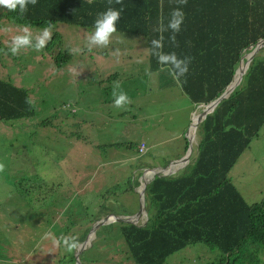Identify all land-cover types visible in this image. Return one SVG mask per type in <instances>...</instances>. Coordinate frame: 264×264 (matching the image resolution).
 <instances>
[{"label":"rangeland","instance_id":"1","mask_svg":"<svg viewBox=\"0 0 264 264\" xmlns=\"http://www.w3.org/2000/svg\"><path fill=\"white\" fill-rule=\"evenodd\" d=\"M7 12L0 8V29L9 30L0 31V80L28 91L35 113L0 123V264H134L120 229L124 223H96L139 212L142 176L188 154L186 134L201 108L193 107L168 70L150 71L140 37L113 33L103 47L89 42L95 30L57 24L51 36L58 33L60 49L71 55L58 68L57 49L45 48L49 39L35 51L43 29L14 25L3 18ZM16 35L27 36L29 44L13 56ZM121 92L131 103L117 108ZM192 139L190 162L198 134ZM141 143L145 155L138 154ZM228 179L247 204L264 199V126ZM146 221L147 213L136 224ZM64 239L77 247L69 252ZM46 248L53 253L44 254ZM257 258L253 264H264V246ZM221 260L217 250L195 244L165 264ZM248 263L240 257L234 264Z\"/></svg>","mask_w":264,"mask_h":264},{"label":"trees","instance_id":"2","mask_svg":"<svg viewBox=\"0 0 264 264\" xmlns=\"http://www.w3.org/2000/svg\"><path fill=\"white\" fill-rule=\"evenodd\" d=\"M109 8L121 11L115 33L142 38L148 46L150 71L168 70L196 109L222 95L241 58H246L244 51L264 39V0H121L120 4L116 0H37L23 15L8 11L3 18L22 27L65 24L95 30V21ZM174 11L182 14V22L173 42L170 29L163 33L158 29L161 23L167 29ZM160 35L162 48L152 49L151 40ZM1 46L0 41V51ZM53 47L55 65L61 68L71 55L60 49L58 33L45 46L49 53ZM156 52L174 55L176 62L161 63ZM241 79L228 99L198 126L193 164L181 174L155 178L147 185L146 225H121L134 264H165L169 256L195 244L217 250L223 264H234L240 257L248 264L258 261L259 246H264V199L247 204L228 173L264 126L262 51ZM34 113L28 91L0 80V123ZM137 151L145 155V144ZM248 247L255 249L248 252Z\"/></svg>","mask_w":264,"mask_h":264},{"label":"clouds","instance_id":"3","mask_svg":"<svg viewBox=\"0 0 264 264\" xmlns=\"http://www.w3.org/2000/svg\"><path fill=\"white\" fill-rule=\"evenodd\" d=\"M109 2H111V0H109ZM36 3H37V0H0V8H4L9 12L18 10L19 13L23 15L27 11V7L29 4L35 6ZM116 3L120 4L121 0H116ZM120 16H121V11L115 10L113 8H109L106 12L101 13L99 15V18L94 23L95 31L94 33L90 35L89 42L91 44L106 47L110 42V37L112 36V34L116 32L115 25L118 19L120 18ZM172 16H173V19L169 22L167 29H165L163 24L161 23L158 31L160 33H163L165 30L170 29L173 33V35L170 37V40L174 42L175 33L179 32L180 30V24L182 22V14L179 11H174ZM0 31L7 32L9 30L7 28H4V29H0ZM42 32H43V38L40 39L38 44L36 45L35 51L37 52L43 49L45 45V41L51 38L50 26L43 28ZM162 42H163V35H160L158 39L151 40L150 43H151L152 49H161L163 46ZM12 43H13V47L10 49V51L12 55L15 56L18 54V50L21 46H25L29 44V39L27 36L16 35V36H13ZM155 54L158 56V60L161 63H168V62L175 63L176 62V58L174 55H164V54H161L160 52H156ZM113 95L116 96L117 94L114 92ZM129 103H131V101L129 100L127 94L121 92L119 93L117 99L115 100L114 106L117 108H121V106L129 104ZM191 153H192V148H191ZM190 157H191V154H190ZM194 160H192L190 164L194 162ZM172 164L174 165L175 162L171 163L170 165ZM4 170H5V165L3 163H0V172H3ZM146 213H147V210H146ZM138 220L140 221L142 220V218ZM145 223H147V221ZM142 225H139V226L137 225L136 227H142ZM62 242L64 244H67V250L69 252H71L73 249L77 247V244L75 242L68 244V241L66 239H64Z\"/></svg>","mask_w":264,"mask_h":264},{"label":"water","instance_id":"4","mask_svg":"<svg viewBox=\"0 0 264 264\" xmlns=\"http://www.w3.org/2000/svg\"><path fill=\"white\" fill-rule=\"evenodd\" d=\"M263 47H264V39L259 40L254 47L253 46L250 47L251 51L248 53L249 58H248L247 63L245 65V71L243 72V76H244L246 70L248 69V66L251 63V61L254 59V57L260 52V50ZM245 52H246V50L244 51V53ZM240 62H241V60H240ZM239 65H240V63H239ZM239 65H238V67H239ZM238 67H237V69H238ZM237 69L235 71V74L237 72ZM235 74H234V78H235ZM234 78H233V80H234ZM233 80L230 83V85L225 89V91L222 93V95H220V97L218 99H216L215 101H213V102H211V103H209L207 105H201V106L198 107V108H200V107H204L205 106V107H208L209 110H208V112L206 114H204L202 116V119L199 121L197 126H199L205 120L207 115L213 113L214 109L217 107V105L221 101H223L225 99H228L230 94L239 85V83L241 82L242 79L240 80V82L235 87H233ZM192 124H193V121L191 123V127H192ZM188 134H189V131L186 134V138L188 139V154L185 157H183L182 159H180L179 161L175 162V164L180 163V164L183 165V163H186L188 165V162H189V159H190L189 155L191 154V148H192V145L190 144L191 142H190V138L188 137ZM182 168H184V165L182 167H180L179 169H182ZM162 170H164V169H150V170H148V172L150 174L145 173L146 176L145 175L142 176V178L144 179V182H143L142 186L139 188L138 192L135 189V191L139 195V202H140L139 212L136 215H134L132 217H128V218L115 217V216L109 215L106 218H104V219L100 220L99 222H97L95 227L97 228V227H99L101 225H106V224H110V223H124V224H130V225L137 226L136 221H138V219H140V218L143 219V217L146 216L145 192H146L147 185L152 180H154L155 178H167V177L170 176V174H164ZM148 177H149V179H148ZM110 217H112L113 220H111ZM145 224L146 223H144L142 225V227L145 226Z\"/></svg>","mask_w":264,"mask_h":264},{"label":"bare ground","instance_id":"5","mask_svg":"<svg viewBox=\"0 0 264 264\" xmlns=\"http://www.w3.org/2000/svg\"><path fill=\"white\" fill-rule=\"evenodd\" d=\"M248 58H249V55L246 56V58H245L246 60L244 58H242V60L240 62V66L237 69V72L235 74V78L233 80V87H235L238 84L239 80L243 76V72L245 71V65L247 63ZM200 108H201V111L202 112L200 114H198V115H197V113L194 114V117L192 119L193 124H192V127L190 128V131H189V135H190L189 138L191 139L190 142L192 141L193 143H195V142H194V140L192 138L195 137V139H196L195 132H196V129L198 127L197 125H198L199 121L202 119V116L204 114H206L208 112V110H209L208 107H205V106L204 107H200ZM183 165L185 166L187 164L186 163H183ZM183 165L180 164V163H177L174 167H172L170 169H167L165 172H173L174 170H176L177 168L182 167ZM148 174H150V173H148ZM110 219L113 220V218H110Z\"/></svg>","mask_w":264,"mask_h":264},{"label":"crops","instance_id":"6","mask_svg":"<svg viewBox=\"0 0 264 264\" xmlns=\"http://www.w3.org/2000/svg\"><path fill=\"white\" fill-rule=\"evenodd\" d=\"M190 156V155H189ZM196 156H197V151H196ZM196 158V157H195ZM189 162H190V160H189ZM191 164H193V162L191 163ZM176 164H172V165H169V166H167V167H165V168H162V169H164V170H162L163 171V173L164 174H170V176L169 177H167V178H171L173 175H175V174H177L178 172H179V174H181L185 169H179V168H177L176 170H174L173 172H165L167 169H170V168H172V167H174ZM190 165V163H188V165L185 167V168H187L188 166ZM157 169H161V168H157ZM180 171H181V173H180ZM149 173V172H148ZM110 218H112V217H110Z\"/></svg>","mask_w":264,"mask_h":264},{"label":"flooded vegetation","instance_id":"7","mask_svg":"<svg viewBox=\"0 0 264 264\" xmlns=\"http://www.w3.org/2000/svg\"><path fill=\"white\" fill-rule=\"evenodd\" d=\"M53 237H54V233H53V235H51V239H52ZM47 253H53V251L49 252V251H47V248H46L44 254H47ZM52 257L54 258V254H52ZM46 259H48V258H46Z\"/></svg>","mask_w":264,"mask_h":264}]
</instances>
